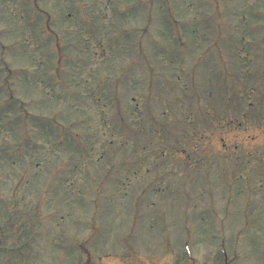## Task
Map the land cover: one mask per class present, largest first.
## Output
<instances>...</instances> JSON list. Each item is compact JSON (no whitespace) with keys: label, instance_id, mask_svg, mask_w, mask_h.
Masks as SVG:
<instances>
[{"label":"rangeland","instance_id":"rangeland-1","mask_svg":"<svg viewBox=\"0 0 264 264\" xmlns=\"http://www.w3.org/2000/svg\"><path fill=\"white\" fill-rule=\"evenodd\" d=\"M0 264H264V0H0Z\"/></svg>","mask_w":264,"mask_h":264}]
</instances>
